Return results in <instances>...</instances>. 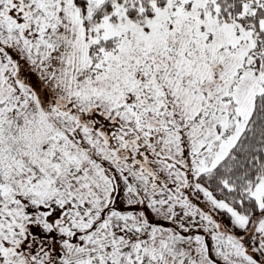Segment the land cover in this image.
<instances>
[{"label": "snow or ice", "instance_id": "obj_1", "mask_svg": "<svg viewBox=\"0 0 264 264\" xmlns=\"http://www.w3.org/2000/svg\"><path fill=\"white\" fill-rule=\"evenodd\" d=\"M0 264H264V0H0Z\"/></svg>", "mask_w": 264, "mask_h": 264}]
</instances>
